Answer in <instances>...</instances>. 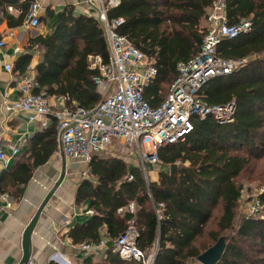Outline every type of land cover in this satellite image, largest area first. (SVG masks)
Segmentation results:
<instances>
[{
	"label": "trees",
	"instance_id": "obj_1",
	"mask_svg": "<svg viewBox=\"0 0 264 264\" xmlns=\"http://www.w3.org/2000/svg\"><path fill=\"white\" fill-rule=\"evenodd\" d=\"M118 1L107 17L122 18L118 33L154 59L157 76L144 89L143 98L156 108L177 77L176 63L198 54L204 36L200 25L212 0ZM31 3L0 0V20H6L9 28L20 26ZM8 7L19 10L20 15H10ZM226 16L229 24L249 19L252 28L222 41L217 56L245 62L228 75L209 79L198 96L208 106L234 103L233 121L220 125L210 116L203 121L192 119L188 134L158 149V162L168 171H160L157 182L115 156L95 155L90 160L89 174L96 183L83 180L76 200L89 199L94 214L86 224L72 228L68 237L74 245L98 243L105 227L108 249L98 264H135L121 261L112 251L130 220L139 231V249L148 252L157 246L155 264L194 263L220 238L225 248L216 264H264V185L257 194L261 213L249 215L239 202L241 186L237 182L253 162L264 158V0H227ZM33 46L42 51L35 68V92L67 96L88 110L99 103L93 82L96 71L87 63L88 56L108 60L106 37L98 21L74 15L73 8L65 9L52 35L36 38ZM29 62V55L20 58L19 74ZM55 149L53 121L30 140L28 155L8 175L22 186L17 189L19 194L33 170L47 162ZM175 165L171 174L170 167ZM4 179L5 175H0V182ZM130 203L135 205L133 213H117ZM202 237L206 241L201 242ZM82 264L94 263L89 257Z\"/></svg>",
	"mask_w": 264,
	"mask_h": 264
},
{
	"label": "built area",
	"instance_id": "obj_2",
	"mask_svg": "<svg viewBox=\"0 0 264 264\" xmlns=\"http://www.w3.org/2000/svg\"><path fill=\"white\" fill-rule=\"evenodd\" d=\"M226 1L212 0L203 18L204 36L198 54L187 62L176 63L177 77L164 101L156 108H152L143 98L144 89L157 76L154 59L118 33V28L124 23L122 18L109 20L107 17V11L116 7L119 1L86 0L89 6H98L100 9L96 19L104 24L109 53L107 62L99 56L87 58L88 68L96 71L93 82L100 97L99 103L88 110L74 103L67 106V96L53 102L46 93L35 92L38 88L36 82L24 74L15 82L18 98L3 101L1 109L8 115L21 113L30 123L43 121V125L48 126L54 121L57 131L55 156L58 159L89 163L95 155L109 147H116L126 156L130 155L128 147H134L146 178L143 160L157 164L158 149L188 134L192 130V119L203 121L210 116L220 125L233 121L234 103L208 106L198 96L199 90L209 79L228 75L245 62L223 60L217 56V46L222 41L248 33L252 28L249 20L228 23ZM8 11L20 14L19 10L12 7ZM39 12L40 4L32 3L23 25L29 29L37 28L40 24ZM5 46V41L0 39V51ZM10 59L11 55L2 52V67L8 73L13 68ZM18 150V147H10L12 155H16ZM0 161L7 162V156L2 151ZM258 191L261 192V189ZM257 197H253L248 206L245 205L249 215L261 213ZM6 207H11L9 201ZM126 210L132 213L134 204L130 203ZM118 212H122V209ZM156 214L159 215V209ZM138 239L139 232L131 221L114 242L113 252L123 262L155 264L157 246L148 252L142 251L137 245ZM103 247L104 241L79 245V249L88 255L99 253Z\"/></svg>",
	"mask_w": 264,
	"mask_h": 264
},
{
	"label": "crops",
	"instance_id": "obj_3",
	"mask_svg": "<svg viewBox=\"0 0 264 264\" xmlns=\"http://www.w3.org/2000/svg\"><path fill=\"white\" fill-rule=\"evenodd\" d=\"M34 2L40 4V24L37 28H26L23 25L25 19L16 28H9L6 20H0V39L6 43L5 48L0 51V151L7 156L6 163L0 161V175H5V179L0 182V264L20 263L23 258L24 231L55 186L57 188L40 213L30 235L28 262L31 264H82L84 260L91 257L92 263L98 264L104 259L108 249L105 227L100 231L99 242L91 243V245L99 244L104 241V247L95 255L82 252L79 245H74L68 237L72 228L76 225L86 224L94 214L89 208V199L78 202L76 200L78 186L83 180H88L92 184L96 183L95 178L89 174V163L67 158L58 159L55 156V149L47 162L33 170L31 178L24 186L21 194L17 192V189L22 186L8 178V175L15 170L17 163L28 155L30 140L53 123L48 126H44L43 121L30 123L21 113L8 115L1 109L3 101L18 98L19 94L15 88V82L20 76L26 74L35 81V68L41 60L42 51L37 46L32 47V41L38 37L47 38L52 35L60 14L69 8H73L74 15H83L98 21L106 37L104 24L96 19V15L100 12L99 7L89 6L86 0H32V3ZM13 9L15 10V8ZM8 13L13 16L20 15L15 11H8ZM2 52L11 55L10 62L13 68L10 73L2 67ZM25 54L30 56V62L24 73L19 74L17 66H19L20 58ZM39 92L45 93L42 90ZM49 97L54 102L64 96ZM72 103L69 99L67 106ZM74 105L76 104L74 103ZM10 147L19 148L16 155L11 154ZM119 154L120 152L116 147H109L97 155L100 157H118L128 165L141 170V163L139 166L135 164V161L127 162V159L119 156ZM133 157L135 158V155ZM144 166L146 175L148 174L147 168L152 171V176H146L151 182L158 181L160 171H168V167H163L159 162L157 164L146 163ZM8 201L11 203L10 208L6 207ZM121 209L122 212L117 210L118 214L128 211L126 207ZM131 221L133 220H130L127 226ZM134 227L136 228L135 224Z\"/></svg>",
	"mask_w": 264,
	"mask_h": 264
},
{
	"label": "rangeland",
	"instance_id": "obj_4",
	"mask_svg": "<svg viewBox=\"0 0 264 264\" xmlns=\"http://www.w3.org/2000/svg\"><path fill=\"white\" fill-rule=\"evenodd\" d=\"M243 20V19H242ZM244 20H249V19H244ZM250 21V20H249ZM251 22V21H250ZM204 22L201 23V28L203 29ZM201 32V31H200ZM173 83V82H172ZM171 86V84H170ZM170 88V87H169ZM167 86H165L164 88V94L167 93ZM169 91V90H168ZM168 95V93L166 94V96ZM165 96V98H166ZM164 98V99H165ZM168 145V144H167ZM166 146V145H165ZM118 149H120V147H118ZM122 149V148H121ZM128 150L130 152V155H124L123 154H119V156H122L123 158L127 159L126 161L131 162V161H135V164L139 165L140 159L138 157V155H136L135 153V148L134 147H128ZM147 152L149 153V150H147ZM133 155H135V158L133 157ZM143 162L146 164L147 161L143 160ZM140 166V165H139ZM138 166V167H139ZM176 166V165H175ZM156 169V168H155ZM157 170V169H156ZM147 172L148 174L146 176H152L151 174V170L147 168ZM238 184L241 186V192H240V199L239 202L241 201V203H243L244 205L248 206L249 201L253 198V197H257L258 194V190L264 185V158L261 160H257L255 162H253L237 179ZM244 210L246 213V208L244 206ZM241 212H238V215H240ZM237 215V216H238ZM239 216L237 217V221L239 220ZM210 228H208L209 230ZM201 242L206 241L205 237H202L200 239ZM188 264H199L197 261H194V263L189 262Z\"/></svg>",
	"mask_w": 264,
	"mask_h": 264
},
{
	"label": "water",
	"instance_id": "obj_5",
	"mask_svg": "<svg viewBox=\"0 0 264 264\" xmlns=\"http://www.w3.org/2000/svg\"><path fill=\"white\" fill-rule=\"evenodd\" d=\"M175 169H176V166H171L170 167V173L173 174ZM56 188H57V186H55L50 191V193L48 194L46 199L43 201L42 205L38 208L33 219L31 220L30 224L27 226V228L24 231V235H23V258L19 264H27L28 263V247H29L28 245H29L30 235L33 231V228L35 227V224L38 221L40 213L42 212V210L45 207L48 200L51 198V196L54 193ZM224 248H225L224 239L220 238L215 245H213L207 251H205L204 253L199 255L197 257L196 261L199 264H216L218 262V260L220 259V257L222 256Z\"/></svg>",
	"mask_w": 264,
	"mask_h": 264
}]
</instances>
